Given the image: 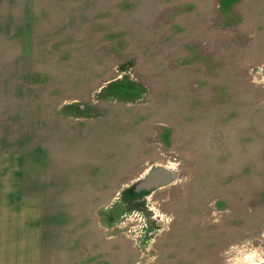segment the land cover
I'll return each instance as SVG.
<instances>
[{
	"label": "rangeland",
	"instance_id": "rangeland-1",
	"mask_svg": "<svg viewBox=\"0 0 264 264\" xmlns=\"http://www.w3.org/2000/svg\"><path fill=\"white\" fill-rule=\"evenodd\" d=\"M2 144L42 264L257 263L264 0H0Z\"/></svg>",
	"mask_w": 264,
	"mask_h": 264
},
{
	"label": "crops",
	"instance_id": "crops-1",
	"mask_svg": "<svg viewBox=\"0 0 264 264\" xmlns=\"http://www.w3.org/2000/svg\"><path fill=\"white\" fill-rule=\"evenodd\" d=\"M42 242L43 200L25 189L24 155L0 146V264H42Z\"/></svg>",
	"mask_w": 264,
	"mask_h": 264
},
{
	"label": "water",
	"instance_id": "water-1",
	"mask_svg": "<svg viewBox=\"0 0 264 264\" xmlns=\"http://www.w3.org/2000/svg\"><path fill=\"white\" fill-rule=\"evenodd\" d=\"M174 179V172L164 166L155 167L135 185L136 192L151 191L168 184Z\"/></svg>",
	"mask_w": 264,
	"mask_h": 264
},
{
	"label": "flooded vegetation",
	"instance_id": "flooded-vegetation-1",
	"mask_svg": "<svg viewBox=\"0 0 264 264\" xmlns=\"http://www.w3.org/2000/svg\"><path fill=\"white\" fill-rule=\"evenodd\" d=\"M158 228V227H156ZM235 247V246H233ZM259 247H262V253L264 254V244H262L261 246ZM235 252V251H234ZM231 254V253H230ZM231 258L230 259H233V254L230 256ZM158 258L157 256L154 257V259ZM255 260L257 261V263L255 264H264V256H259V257H256ZM234 264H254L253 262L251 261H248V260H245V259H242V260H239L237 262H235Z\"/></svg>",
	"mask_w": 264,
	"mask_h": 264
},
{
	"label": "bare ground",
	"instance_id": "bare-ground-1",
	"mask_svg": "<svg viewBox=\"0 0 264 264\" xmlns=\"http://www.w3.org/2000/svg\"><path fill=\"white\" fill-rule=\"evenodd\" d=\"M248 257H252V256L250 255V256H248Z\"/></svg>",
	"mask_w": 264,
	"mask_h": 264
}]
</instances>
